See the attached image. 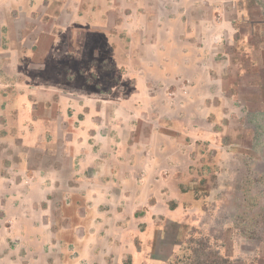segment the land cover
<instances>
[{
  "label": "crops",
  "instance_id": "crops-1",
  "mask_svg": "<svg viewBox=\"0 0 264 264\" xmlns=\"http://www.w3.org/2000/svg\"><path fill=\"white\" fill-rule=\"evenodd\" d=\"M7 1L16 12L67 15L62 26L84 33L79 43L87 44L89 34L102 36L113 66L109 75H125L132 84L94 86L98 94L91 98L86 86L64 87L66 122H77L86 142L71 154L77 160L68 180L38 173L12 196L0 184V264L162 263L154 252L168 226L181 224L198 155L212 154L219 136L228 140L235 101L228 52L240 38L237 20L226 14L217 20L214 12L233 5ZM250 25L253 36L264 33V19ZM254 85L264 103V83Z\"/></svg>",
  "mask_w": 264,
  "mask_h": 264
},
{
  "label": "rangeland",
  "instance_id": "rangeland-1",
  "mask_svg": "<svg viewBox=\"0 0 264 264\" xmlns=\"http://www.w3.org/2000/svg\"><path fill=\"white\" fill-rule=\"evenodd\" d=\"M230 2L229 12H214L217 20L223 14L236 19L240 38L228 52V83L235 90L228 140L219 136L212 154L198 155L181 224L168 226L154 252L159 264H264V103L254 85L264 83V33L253 36L250 25L264 19V0ZM1 8L0 184L12 196L38 173L58 181L74 174L77 157L71 154L86 141L77 122H66L68 83L86 86L91 98L98 94L94 86L132 81L109 75L113 66L102 36L89 34L87 44L79 43L84 33L62 26L67 15L16 12L7 0Z\"/></svg>",
  "mask_w": 264,
  "mask_h": 264
}]
</instances>
